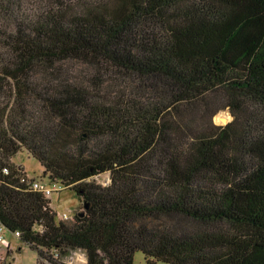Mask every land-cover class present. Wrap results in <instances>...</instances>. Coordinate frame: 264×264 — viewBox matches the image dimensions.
Returning <instances> with one entry per match:
<instances>
[{
  "label": "trees",
  "instance_id": "1",
  "mask_svg": "<svg viewBox=\"0 0 264 264\" xmlns=\"http://www.w3.org/2000/svg\"><path fill=\"white\" fill-rule=\"evenodd\" d=\"M0 222L36 264H264V0H0Z\"/></svg>",
  "mask_w": 264,
  "mask_h": 264
},
{
  "label": "rangeland",
  "instance_id": "2",
  "mask_svg": "<svg viewBox=\"0 0 264 264\" xmlns=\"http://www.w3.org/2000/svg\"><path fill=\"white\" fill-rule=\"evenodd\" d=\"M221 112H228L229 109H222L213 116V121L216 124L219 123L215 120V117ZM231 118L227 120L230 121ZM12 161L15 164L21 165L26 174L29 177H35L36 179L41 176L42 168L39 162L33 158L25 149L18 151L13 157ZM102 183H106V174L99 175L97 177ZM44 183L49 184L46 178L42 180ZM50 183L49 186H58L59 184ZM51 206L61 215L65 212L70 218L74 213H76L81 202L78 200L73 190L67 188H61L59 191H54L50 195ZM6 239L10 242L9 248H4L0 246V264H36L37 253L36 251L30 249L24 242L19 238L15 237L11 233H6ZM67 260L71 264H84V255L81 252H72L68 255ZM133 264H147L142 252L137 251L133 256ZM155 264H166L163 262H156Z\"/></svg>",
  "mask_w": 264,
  "mask_h": 264
},
{
  "label": "built area",
  "instance_id": "3",
  "mask_svg": "<svg viewBox=\"0 0 264 264\" xmlns=\"http://www.w3.org/2000/svg\"><path fill=\"white\" fill-rule=\"evenodd\" d=\"M5 172H7L6 170H5ZM32 187L34 188V189H37V190H39V191H42V192H44L45 194H47V195H51L52 194V192H54V191H58L60 188H58V187H56V186H49V185H47L46 183H44V182H41V181H39V180H34V181H32ZM61 216L63 217V218H68V216H67V214L65 213V212H63L62 214H61ZM6 232H7V230H6V228L3 226V224L0 222V246L1 247H4V248H9V246H10V242L6 239ZM13 235L15 236V237H19V233L16 231L15 233H13ZM82 253V252H81ZM84 255V254H83ZM85 256H84V263H85Z\"/></svg>",
  "mask_w": 264,
  "mask_h": 264
},
{
  "label": "bare ground",
  "instance_id": "4",
  "mask_svg": "<svg viewBox=\"0 0 264 264\" xmlns=\"http://www.w3.org/2000/svg\"><path fill=\"white\" fill-rule=\"evenodd\" d=\"M229 118L230 115L227 112H221L215 117V120L219 123H225Z\"/></svg>",
  "mask_w": 264,
  "mask_h": 264
},
{
  "label": "water",
  "instance_id": "5",
  "mask_svg": "<svg viewBox=\"0 0 264 264\" xmlns=\"http://www.w3.org/2000/svg\"><path fill=\"white\" fill-rule=\"evenodd\" d=\"M228 113V112H227ZM230 118L232 119V115H231V113H230ZM86 206V205H85ZM80 215H82V214H80Z\"/></svg>",
  "mask_w": 264,
  "mask_h": 264
}]
</instances>
